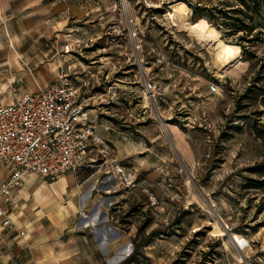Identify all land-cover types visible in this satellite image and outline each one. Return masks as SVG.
<instances>
[{"label":"rangeland","instance_id":"obj_1","mask_svg":"<svg viewBox=\"0 0 264 264\" xmlns=\"http://www.w3.org/2000/svg\"><path fill=\"white\" fill-rule=\"evenodd\" d=\"M179 1L187 14L175 11ZM89 5L102 33L77 41L80 60L132 86L128 118L141 149L115 168L122 196L109 210L127 233L123 254L135 250L128 264H264V12L247 11L259 36L250 58L187 0ZM202 19L239 48L240 74L218 66L184 25Z\"/></svg>","mask_w":264,"mask_h":264},{"label":"crops","instance_id":"obj_2","mask_svg":"<svg viewBox=\"0 0 264 264\" xmlns=\"http://www.w3.org/2000/svg\"><path fill=\"white\" fill-rule=\"evenodd\" d=\"M91 11L89 0H0V94L9 101L14 91L48 87L69 67L78 85L89 83L79 99L100 138L78 174L46 181L29 174L15 192L17 204L1 203L10 210L14 229L0 221V264L133 262L128 261L131 253L123 254L127 233L109 211L111 201L122 196L115 168L136 161L132 157L141 149L128 118L132 86L109 79L101 65L80 60L77 41L102 33L100 23L90 24ZM66 44L70 53H64ZM10 171L9 165H0V185Z\"/></svg>","mask_w":264,"mask_h":264},{"label":"built area","instance_id":"obj_3","mask_svg":"<svg viewBox=\"0 0 264 264\" xmlns=\"http://www.w3.org/2000/svg\"><path fill=\"white\" fill-rule=\"evenodd\" d=\"M132 29L130 34H137ZM71 51L70 44L64 45V53ZM69 70L35 92L14 91L9 101L0 94V165L11 168L9 178L0 185V221L11 229L10 210L1 203L17 204L15 192L23 186L25 176L34 174L46 181L69 172L78 174L88 165L93 143L100 142L94 122L86 114V103L79 99L82 87L89 83L78 85ZM146 87L151 88L147 82ZM210 90L217 87L211 85ZM17 233L25 234L23 230Z\"/></svg>","mask_w":264,"mask_h":264},{"label":"trees","instance_id":"obj_4","mask_svg":"<svg viewBox=\"0 0 264 264\" xmlns=\"http://www.w3.org/2000/svg\"><path fill=\"white\" fill-rule=\"evenodd\" d=\"M187 2L192 6L194 15L199 19L206 18L210 23L222 29L226 37L238 43L244 56L256 57L252 47L259 36L251 32L254 26L249 21H252L253 17L247 16V11L251 9L255 14L264 12V0H234L233 4L222 0L215 6H208L202 0H197L196 3L190 0ZM240 32L242 33L240 34ZM236 34L239 35L234 37ZM134 253L135 250L131 253L128 261H133Z\"/></svg>","mask_w":264,"mask_h":264},{"label":"bare ground","instance_id":"obj_5","mask_svg":"<svg viewBox=\"0 0 264 264\" xmlns=\"http://www.w3.org/2000/svg\"><path fill=\"white\" fill-rule=\"evenodd\" d=\"M175 5V11L183 15L187 14L189 7L185 2L179 1ZM184 25L189 32L195 34L197 42H200L212 52L215 60L214 62L218 66H222L226 71L232 74H240L239 72L245 69V63L241 60L237 52L239 48L233 45H226L224 42L216 40L214 28L207 21L203 19L194 23L185 21ZM232 240L238 244V240L236 237H233V235Z\"/></svg>","mask_w":264,"mask_h":264}]
</instances>
